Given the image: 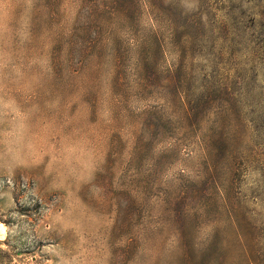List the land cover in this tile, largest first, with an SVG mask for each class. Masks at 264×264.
I'll list each match as a JSON object with an SVG mask.
<instances>
[{"label":"rangeland","instance_id":"obj_1","mask_svg":"<svg viewBox=\"0 0 264 264\" xmlns=\"http://www.w3.org/2000/svg\"><path fill=\"white\" fill-rule=\"evenodd\" d=\"M0 264H264V0H0Z\"/></svg>","mask_w":264,"mask_h":264}]
</instances>
